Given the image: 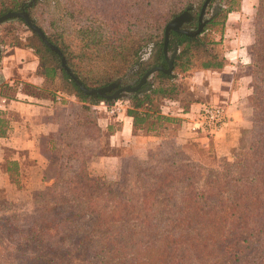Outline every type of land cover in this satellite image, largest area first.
I'll use <instances>...</instances> for the list:
<instances>
[{
	"label": "rangeland",
	"instance_id": "374dc122",
	"mask_svg": "<svg viewBox=\"0 0 264 264\" xmlns=\"http://www.w3.org/2000/svg\"><path fill=\"white\" fill-rule=\"evenodd\" d=\"M16 1L22 2V7L10 12L26 11L35 25L50 33L58 29L50 24L65 17L62 32L71 31L73 27L74 32L81 26L95 23L98 26L107 21L109 27L117 22L131 27L132 32L127 30V34H157L156 29H146L163 25L175 5L174 0H145L148 7L143 6V0H50L49 4L36 0H0V12L4 8H13ZM219 2L226 6L225 0H211L206 9L205 28L209 29H204L201 34L207 42L217 40L221 34V17L217 19L218 25L208 24L217 14L214 5ZM56 3H59L58 8L52 6ZM201 4L202 0L189 1L190 6L184 11H189L194 20L181 28L191 33L197 31L196 20L203 7ZM3 15L0 13V17ZM256 23V17H253L250 28L254 34ZM102 29L105 28L102 26ZM35 35L21 18L0 24V38H9L7 41L12 45H31L39 49L38 36ZM65 38L77 49L85 41L79 34H66ZM153 43L141 52L145 62H153L156 52L153 50L157 49ZM88 50H91L90 46ZM85 63L88 67L92 64L88 60ZM124 70L121 69L123 78L114 83L120 82V87L136 86L141 79L134 76L131 68ZM156 75L142 88L151 84ZM184 80L185 76L181 74L178 83L180 97L188 91ZM134 95L124 93L119 99H106L108 102H103L104 105L94 103L97 104L94 116L116 105L133 107ZM78 97L91 108L92 98H96ZM161 101L157 100L152 109L162 113ZM249 105L252 112L250 126L242 132L237 145L224 156L217 153L213 142L207 139L202 142L199 135L211 138L222 129L226 123L225 111L224 122L217 130H193L198 116L194 118L189 130L200 141H186L179 137L187 146L180 152L169 142L164 146V153H153L162 145L164 135H152L140 143L132 141L115 149L107 134L97 136L94 128L85 126L84 129L74 128V136L59 138L53 148L49 136L45 160L21 157L19 162L13 159L16 155L5 153L0 169L4 171L9 162H18L19 175L15 174L14 167L12 180L18 183L9 182V187L0 189L14 205L8 212L0 211V239L4 248H9L7 252L0 250V264H7L4 260L17 262L12 264H43L28 259L44 252L50 254V264H230L229 259L234 256L240 264H264V184L259 180L264 183V172L260 173L259 179H253L252 168H247L244 174L234 165L235 155L245 151L240 156L248 159L255 153L250 148L258 146L255 144L258 136L252 130L255 112L250 100ZM148 125L147 122L144 127L148 128ZM123 152H132V156L124 159ZM170 154H174L175 160L184 157L193 162L192 173L174 174V178L163 181L171 172L180 169L181 161L175 167L168 164L173 161L166 156ZM251 162L247 160V165ZM84 175L88 176L89 189L69 183L70 180L78 182ZM213 181L218 185L209 186ZM229 184L231 187L227 189ZM243 185L250 187L253 194L247 203L243 200L239 204L241 191H245ZM198 197L200 203L196 200ZM63 198L65 200L61 202ZM220 200L225 206L218 204ZM117 202L120 203L115 210ZM42 216L45 221H41ZM53 219L51 227L42 229L41 222ZM24 245L36 249L30 248L29 254L21 250Z\"/></svg>",
	"mask_w": 264,
	"mask_h": 264
},
{
	"label": "trees",
	"instance_id": "16d2710c",
	"mask_svg": "<svg viewBox=\"0 0 264 264\" xmlns=\"http://www.w3.org/2000/svg\"><path fill=\"white\" fill-rule=\"evenodd\" d=\"M42 1H47L48 4L50 3V0H36V2L39 3ZM174 1L175 5L167 14L164 20V24L161 26L156 25L151 28L148 27L146 29L151 31H154L156 29L155 33L157 34H127V30H130L132 32V28L129 26H124L122 22H117L113 26L109 27L108 22L105 21L96 26L95 24H98L95 23L96 20L93 22L95 24L88 25L87 27H85L86 25L81 26V28H79L80 30H75L73 32V27V29L70 28L72 29L71 31L68 30L62 32V30L60 31V29L63 27L62 23H65V17H61L57 23L52 22L50 24L51 27H58V29L56 28V31L50 33L42 29V27L41 29L47 36L48 41L61 50L73 75L77 77L78 80L87 88L98 89L108 86L123 78L124 73L121 72L122 68H125V70L131 68L133 70L134 76L138 77V79H141L152 68L161 66L164 68H168L165 54L166 26L169 24V22H171L170 20H173L175 17L181 15L183 11L190 6V0ZM203 2L205 4L206 0H202L201 6L204 5ZM238 2L239 0H227L225 8H222L220 6L218 13L212 17L208 24H211V26L218 25L220 22H218L217 19L221 17V19H223L221 30L222 34L226 14L231 11L233 7H236ZM23 3L25 4V2ZM145 3L146 1L143 0V6L148 7L147 5H145ZM21 5H23L22 2L16 1V4L13 6V8H4L0 13L2 15H5L10 11L19 10L22 7ZM52 6L58 8L59 3H56ZM255 15L257 26L255 28L254 45L251 49L253 56L251 76L254 92L250 97V102H252L255 112V122L252 130L253 134H256L258 136L255 142V144H257L258 146L256 148H250V150L254 149L255 153L248 159H242V157L240 156V154H244L245 151L239 153V155H235L236 162L234 165L237 166V169L243 170L244 174L247 172V168H252L253 179H259L260 173L264 172V0H258L255 9ZM71 16H74V14H71ZM102 26L105 29H102ZM204 29L205 31H207L209 28L206 27ZM103 30L105 31L103 32ZM66 34H79L81 37H83V41H85L81 44V48L77 49L76 46H74L70 41H66ZM221 34H219L218 36H220ZM35 36L38 35L36 34ZM67 38L70 37L67 36ZM38 40L39 49L37 46L31 45L17 46L12 45L11 43L10 45L16 47L31 48L39 59V72H41L44 76L49 77V79L53 81L55 88H57V90H59L60 92L69 93L75 96H82L86 99L91 98L80 89L78 84L62 68L60 56L53 52L40 38V36H38ZM151 43H153V45L157 49L153 50L156 51L155 57H153V62L148 63V61L145 62L143 60V54H141V52ZM218 44L219 41L217 40H211L209 42L205 41L204 35L202 36V34H199L197 36H189L173 31L170 33L167 52L173 53L175 48L174 45H177L179 48L178 53L174 59V69L172 74H167L162 71L157 72L153 87L151 86L152 88L148 92L143 93L141 96L135 94L134 98L132 99L135 104L133 107L128 109V116L133 119L134 132L143 129L144 125L148 122L149 125L147 128V133L149 135H153L156 137H159V135H164V139L161 143L162 145L158 146L155 149V152L152 151L153 153L157 152L156 154H159L158 152H163L166 148L164 146H166L169 142L174 145V148L178 149V152L184 151L185 148H187V146H185V143L181 141L178 135L179 132L177 127L178 124L181 123V120L171 115H164L160 112H157L156 110H153L152 108L154 106V103L160 99L171 102H176L179 100L180 90L178 83L181 74L184 75L188 71L196 67L202 69H217L223 67L224 59L221 53L217 51ZM89 46L91 47V50H88ZM87 60L92 63L89 67L85 63V61ZM80 61H82V63H80ZM197 62L200 63L198 64ZM92 102V108L91 105L87 106L86 104H75L73 105L72 109L66 114V117H63L64 112L59 114L58 121H60V128L56 133L50 136V142L52 141L51 146H54V142H58L59 138L74 136L76 133L74 128L77 129V127L84 129L85 126H90L98 132L97 136H99L100 134H106V132L103 131L99 126L98 115L97 117H95L94 111L97 104H100L101 102H108V100L97 96L96 98H92ZM7 126V122L4 121V119H1L0 134L6 132V130H4V127ZM112 130H114V128L112 126L109 127L108 133H111ZM82 131L83 130H81V132ZM89 140L91 141L92 139ZM100 141L101 140L99 138V143ZM130 154H132V152H123L122 158L126 159L128 157H131L132 155ZM166 156L169 160L173 159V161L168 163L171 164V167L179 164V161H181V164L180 169H177L175 173L171 172L166 177V179H163V181L169 178H174V174H191L194 170L193 162H190L189 159L183 157L178 161L174 159V154ZM247 160H252V162L247 165ZM18 166V162L8 163L6 172L10 183H18L17 180H15V182H13L12 180V170L15 167L16 174ZM17 175H19V173H17ZM84 177H82V179H80L78 182H73L70 180L69 183H77L82 185L84 188L89 189L90 186L88 184V176L84 175ZM259 180L262 184H264L261 179ZM215 185H218L216 181L209 182V186L213 187ZM229 187H231L230 184L227 185V189H229ZM243 187L245 191H241L242 196L240 197L239 204H241L243 200L244 203H247L249 197L253 194L250 190V187H246L245 185H243ZM50 190L52 191L51 188L49 189V191ZM64 200L65 198H63L61 202H63ZM196 200L198 203H200L199 197ZM61 202H58V204H60ZM119 203L117 202L115 210L119 206ZM210 204H213L211 200ZM218 204H220L221 206H225V204L222 203V200H220ZM13 206L14 205L9 202L0 191V211H2L3 213L8 212L9 210H11V208H13ZM202 206L204 207L205 205L202 204ZM245 206L246 205H243V207ZM226 211L228 213H231L229 210ZM45 220L46 219L42 216L41 221ZM41 223L44 225L42 229L46 228V226L51 227L54 224V219L51 220V222L47 221ZM4 225L6 226V220L4 222ZM30 233L31 232H29V235H31ZM30 248L33 247L31 245H24L21 250L27 251L30 254ZM8 249V247L4 248L3 243H1L0 239V250H4L5 252H7L6 250ZM33 249H36V247ZM49 255L50 254L48 252H44L43 255H38L36 258L32 259L29 258L28 261L33 262V260L35 259L39 260V262L43 264H50L51 261L49 260ZM4 261L7 264L17 263L13 262L12 260ZM229 263L240 264L237 256L230 258ZM251 264H253V262H251Z\"/></svg>",
	"mask_w": 264,
	"mask_h": 264
},
{
	"label": "crops",
	"instance_id": "0c3cea01",
	"mask_svg": "<svg viewBox=\"0 0 264 264\" xmlns=\"http://www.w3.org/2000/svg\"><path fill=\"white\" fill-rule=\"evenodd\" d=\"M254 1L239 0L226 14L222 34L217 38L223 67L188 71L183 75L187 93H182L176 102L162 100L160 105L162 114L181 120L178 126L181 139H202V142L207 139L221 156L237 145L252 121L249 100L255 34L250 26L257 6ZM3 38H0V120L4 119L8 126L4 127L6 132L0 134V163H4L5 153L16 155L19 158L14 156L13 159L19 162L21 157L42 161L46 159L48 137L60 128L59 114L64 112L63 117H66L73 105L85 102L57 90L53 81L39 72V59L31 48L13 47L7 41L9 38ZM209 104L224 107L226 123L211 138L199 135L198 139L189 130L190 122ZM114 108L106 109L105 113L97 112L99 126L106 132L112 148L153 137L146 127L134 132L133 119L128 116L131 107L120 105L113 112ZM111 126L114 130L108 133ZM0 179V189L10 186L6 170L0 169Z\"/></svg>",
	"mask_w": 264,
	"mask_h": 264
},
{
	"label": "water",
	"instance_id": "95a60500",
	"mask_svg": "<svg viewBox=\"0 0 264 264\" xmlns=\"http://www.w3.org/2000/svg\"><path fill=\"white\" fill-rule=\"evenodd\" d=\"M210 1L211 0H206L205 4L202 7V10H201L200 16H199L198 28H197L196 32L191 33L187 30L181 29V26L183 23L190 22L193 20V16L191 15V13L189 11L182 13L181 15L175 17L171 22H169V24L166 26V30H165V54H166V62L168 64V68H164L161 66V67H155V68L150 69L141 78L140 82L136 86L120 87V82L112 83L108 86L98 88V89H89L86 86H84L78 80V78L73 75L71 69L67 65L66 58L64 57L61 50L57 46L53 45L52 43H50L48 41L47 36L43 32V30L33 23L31 17L29 16V14L26 11L7 13L6 15H3L0 17V24H3L5 21L12 19V18L23 19L25 21V23L29 26V28L33 32H35L38 36H40V38L45 42V44L53 52H55L58 56H60L62 68L71 76V78L78 84L80 89L87 96H90V97L100 96L104 99L116 100V99L123 97L124 93H138V95L140 96L143 93L148 92L151 89V85L145 87L143 89V91H140V89L155 73H157L159 71H162V72L167 73V74H172L173 69H174V59L178 53L179 48L177 45H175L174 52L170 55L168 54L167 47H168V43H169L170 33L173 31V32H177V33H183V34H186L189 36H197V35L201 34L205 28L206 22L203 21V18L206 14V9H207V6L210 3ZM0 58H1V49H0ZM113 90H115V92L112 95H110L109 93H111Z\"/></svg>",
	"mask_w": 264,
	"mask_h": 264
},
{
	"label": "built area",
	"instance_id": "2783aa9c",
	"mask_svg": "<svg viewBox=\"0 0 264 264\" xmlns=\"http://www.w3.org/2000/svg\"><path fill=\"white\" fill-rule=\"evenodd\" d=\"M101 104L104 105L102 102ZM116 107L113 112L116 111ZM224 122V110L220 105H206L203 107L193 124V130H217Z\"/></svg>",
	"mask_w": 264,
	"mask_h": 264
},
{
	"label": "flooded vegetation",
	"instance_id": "af4514ba",
	"mask_svg": "<svg viewBox=\"0 0 264 264\" xmlns=\"http://www.w3.org/2000/svg\"><path fill=\"white\" fill-rule=\"evenodd\" d=\"M222 7V8H225V6L223 5V4H221L220 2L219 3H216L215 5H214V12H215V14L216 13H218V11H219V7ZM200 16V15H199ZM199 16H198V18H197V25H198V23H199ZM194 20V19H193ZM193 20L192 21H190V22H185V23H183V24H186V23H193ZM203 21H205V22H207V20L205 19V16H204V18H203ZM182 24V25H183ZM182 27V26H181ZM181 29H183V28H181ZM151 84H148V85H146L145 87H147V86H150ZM140 91H143V88L141 87V89H140ZM134 94H138V93H134Z\"/></svg>",
	"mask_w": 264,
	"mask_h": 264
}]
</instances>
